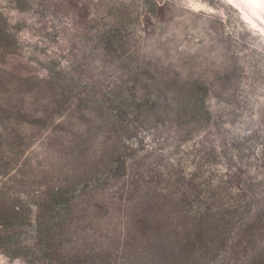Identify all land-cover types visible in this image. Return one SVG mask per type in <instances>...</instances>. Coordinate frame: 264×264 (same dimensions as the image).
<instances>
[{
  "label": "rangeland",
  "instance_id": "374dc122",
  "mask_svg": "<svg viewBox=\"0 0 264 264\" xmlns=\"http://www.w3.org/2000/svg\"><path fill=\"white\" fill-rule=\"evenodd\" d=\"M0 264H264V0H0Z\"/></svg>",
  "mask_w": 264,
  "mask_h": 264
}]
</instances>
